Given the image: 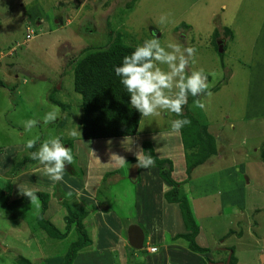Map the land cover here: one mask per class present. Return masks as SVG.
Returning a JSON list of instances; mask_svg holds the SVG:
<instances>
[{
	"label": "rangeland",
	"instance_id": "obj_1",
	"mask_svg": "<svg viewBox=\"0 0 264 264\" xmlns=\"http://www.w3.org/2000/svg\"><path fill=\"white\" fill-rule=\"evenodd\" d=\"M162 15L167 16L163 24L159 23ZM28 25L37 33L24 41ZM153 33L162 46L174 42L197 50L189 72L202 69L212 95L189 96L181 116L162 113L140 117L130 139L84 142L79 129L80 97L72 89L74 63L85 53L106 49L117 40L126 46H140L152 39ZM0 82V264H22L23 260L52 264L56 259L62 264L77 240L73 228L59 240L39 228L36 202L11 209L5 206L7 181L11 185L8 201L21 197L12 188L16 181H28L39 188L45 185L39 183L45 179L42 165L35 168L28 162L23 166L27 170L12 176L14 164L30 159L27 140L39 138L34 152L44 140L57 136L71 149L76 164L66 165L64 177L74 181L60 187L72 191L73 198L85 197L76 193L73 185L81 177L77 167L79 172H88L87 164L98 161L100 170H115L106 178L108 172L99 171L97 209L88 211L79 199L72 200L67 192L53 189L48 192L51 200L46 211L53 215L50 222L59 233L64 232L69 213H78L82 207L86 214L81 226L93 243L75 252L70 264H118L111 247L100 252L91 237L97 227L93 221L101 218V203L105 204L104 212L110 207L108 212L116 213V227L121 229L129 221L141 228L142 207L151 202L139 197L142 180L135 184L126 180L131 167L107 164L110 155L127 154L137 161L141 146L148 143L152 151L154 148L153 157L165 159L155 152L167 137L171 121L184 118L191 124L179 134L169 135L176 146L172 154L183 157L184 145L199 137L201 127L215 140V153L192 169L191 182L179 189L196 225L193 243L207 250L197 254L198 262L194 263L189 258L196 255L180 246L183 252L178 250L176 256L179 264H224L227 256H232L228 264H264V0H0ZM195 99L206 107H196ZM52 101L60 105V116L45 125L43 117L56 106ZM31 119L38 124L25 132L23 122ZM72 131L78 135L70 136ZM143 152L146 156V150ZM119 176L123 183L114 181ZM92 192L88 196L92 197ZM58 198L63 205L57 203ZM125 232H121L123 237ZM182 243L186 246L183 239ZM129 251L147 258L141 250ZM137 263L142 264L134 260L130 264Z\"/></svg>",
	"mask_w": 264,
	"mask_h": 264
},
{
	"label": "trees",
	"instance_id": "obj_2",
	"mask_svg": "<svg viewBox=\"0 0 264 264\" xmlns=\"http://www.w3.org/2000/svg\"><path fill=\"white\" fill-rule=\"evenodd\" d=\"M36 27V26H35ZM136 47L126 46L116 41L109 45L106 49L93 50L85 53L79 58L72 67V89L80 97L81 108V120H80V138L84 141H93L100 139H112L131 137L136 134L138 123L140 121V114L130 106V97L128 96L123 85L120 83V78L116 76L114 69L121 65L123 58L126 55H130ZM1 87V82H0ZM56 106H60L56 102H51ZM202 128V127H201ZM199 130V137L191 139L189 144L184 145V173L186 182L189 178L191 170L201 165L207 156L215 153V140L212 135H209L203 130ZM38 147L36 146L30 149L31 152ZM142 151L146 150V156H151L155 163L147 169L139 168L138 172L143 170L146 174L153 173L164 186H168L169 189L164 193L163 198L167 203L176 204L179 209L182 223L185 230L188 232L185 235H178L175 238H181L186 242V248L192 253L201 254L206 253L207 250L200 249L193 243V238L196 235V225L192 219L191 210L184 195L179 193L180 186L184 182H175L172 177V163L168 159H159L153 157V151L148 143H144ZM142 156H145L144 152ZM186 157V160L185 158ZM35 163L36 161L23 158V161L14 164L12 166L13 173L19 172L24 169L23 166L26 163ZM127 164L137 163L132 158H127ZM73 164L76 162L73 160ZM77 167V166H76ZM77 173L83 174V171L79 172L77 167ZM122 173V172H120ZM110 173H106L104 178L108 177ZM58 191L57 187H55ZM11 185L7 181L5 187V206L9 209L18 206H28L31 203L30 199L26 196H21L18 199L12 201L9 200ZM38 196V200L35 201V206L39 208V213L35 218V222L38 227L48 233V236L52 239H62L68 233L69 229L73 228L76 233L77 240L70 245V255L68 259L64 257L62 264H70L71 259L78 250L86 248L90 244V239L86 235V231L81 226V220L85 217V212L79 209L78 213H69L70 220L64 224V232L59 233L56 227L43 217L46 210L49 194L45 192H34ZM61 200V199H60ZM62 201V200H61ZM61 205L64 203L61 202ZM32 207V208H34ZM23 208V207H22ZM68 212H70L68 210ZM72 223V224H71ZM174 239V238H173ZM156 248V247H155ZM157 253H152V255ZM150 254V253H149ZM232 259L230 257L229 261ZM231 263V262H230ZM229 263V264H230ZM22 264H28L26 260L22 261Z\"/></svg>",
	"mask_w": 264,
	"mask_h": 264
},
{
	"label": "clouds",
	"instance_id": "obj_3",
	"mask_svg": "<svg viewBox=\"0 0 264 264\" xmlns=\"http://www.w3.org/2000/svg\"><path fill=\"white\" fill-rule=\"evenodd\" d=\"M166 19L167 16L162 15L159 23H165ZM196 51L194 47L183 48L179 43L174 42L162 46L153 33L152 39L145 40L130 55L123 58L121 65L114 71L130 97V106L140 114L141 118L157 117L162 113L181 116L189 96L197 98L202 95L209 97L212 95L211 85L204 71L201 69L189 72L190 64L195 63ZM194 103L200 109L206 107L199 99H195ZM60 112L58 106H53V110L43 117V123L45 125L54 123ZM37 124L38 121L34 119L23 122L25 132H31ZM190 124L191 121L187 118L172 120L168 135L179 134L183 127ZM69 135L76 137L78 133L72 131ZM38 139L37 137L27 140L25 147L34 148ZM111 143L112 141H108V144ZM92 153L95 155L94 152ZM142 153V150L137 153V163L134 164L145 169L154 166V159L151 156H142ZM30 157L42 165L41 171L52 181L50 191L55 188L56 183L63 181L66 165H71L74 160L71 149L62 144L59 136L44 140L37 151L30 153ZM113 163L123 166L127 161L125 157L111 153L107 164ZM67 187L72 188L71 185ZM20 193L29 198L31 203L38 200V196L30 188L20 186ZM71 195L72 191H69L67 196L71 197Z\"/></svg>",
	"mask_w": 264,
	"mask_h": 264
},
{
	"label": "crops",
	"instance_id": "obj_4",
	"mask_svg": "<svg viewBox=\"0 0 264 264\" xmlns=\"http://www.w3.org/2000/svg\"><path fill=\"white\" fill-rule=\"evenodd\" d=\"M116 139H120V138H116ZM100 140H107V139H100ZM93 141H99V140H93ZM84 142L87 143L88 141H84ZM75 145H77V143H75ZM174 148H176V146L171 144V137L169 135H167V137L164 138L162 140L161 144L158 146V148H157L158 150H157V152H155V154L157 157L160 154L162 156L161 158H165V159L167 158L168 160L171 161V163H172L171 177L175 182H184V180L186 179V176L184 173L185 162H184V159L181 155L177 156V154H176L177 152L175 153V155L172 154V152L174 151ZM133 151H135V150H133ZM153 152H154V148H153ZM124 157H125V159L131 158L130 156H127V154ZM132 159H136V158H132ZM95 161H96V159H95ZM133 164L134 163H132V165ZM33 165L36 166V167L34 166L35 168H38L40 166L38 161H36L33 164H30V166H33ZM87 165L90 167L88 172H87V170H84V173L82 175L79 173L81 175V177L76 173L80 178L79 179L77 178V180H76L77 184H76V181L73 182L74 187H76L78 189V191H77V189L75 188L76 193L77 192L84 193L83 196H85V197L79 196V197H74V198L79 199L82 202V204H84L85 208L88 209V211H91L94 208L97 209L96 205L99 204L98 200L96 198V194H95V191L98 189V186H99L97 184H99V181L101 180L100 176H98V175H99V173H102V172H103V174L108 172V168H105V169L102 168L100 170L99 169L100 167L98 166L99 165L98 161L91 163V164H87ZM128 167L130 168L131 164ZM27 169L28 168H24L23 171H25ZM99 171H102V172H99ZM110 171H112V172H110ZM110 171L108 173H113V171H115V170L111 169ZM66 175H68V174H66ZM191 175H193L192 170H191V173L189 175V177H190L189 180L182 183L181 186L183 188H184V186H186L188 184V181L191 182V178H192ZM97 176H98V178H97ZM94 177H96V178H94ZM121 177L122 176H119V178H117V180L115 178L114 181H116V183H119V184L121 182L123 183V181L120 180ZM125 177L127 178L126 179L127 181H129L130 183H133V184H135L136 182L137 183L140 182V180L143 181V183L141 184L140 190H139V197L143 198V199H150L151 205L148 203V204H144V206L142 207V210H143L142 221H139V223H141L140 224L141 228H139L136 225H133V223H134L133 221H129L127 226H124V228L120 229V228L116 227V224H117L116 221H118V219L116 218V213L110 212V211L108 212V208H110V207H105V208H107V211L104 212L103 208H104L105 204L103 205L101 203V205L103 206V207L101 206L102 207V213L100 211L101 218L96 217L95 221H93L97 227L94 229V231L91 234V237L94 239L95 245L97 246V250L102 252L104 249H109L108 247H106L109 245L113 251L112 254H114V256H115L114 258L117 260L118 264H130L133 260L135 262H142V264H179L180 263L179 258L176 257L178 250H180L181 251L180 253H182L183 251H182L181 247H186V246L182 245L183 243H182L181 238H175V236L182 235V234L185 235L188 232L185 230L184 225L182 223L178 206L176 204L167 203L163 198L164 193L169 189V187L164 186L163 183L160 182V180L155 175H153V173L146 174L145 170L138 172V169H137V176H136V179H134L133 181L128 178L127 173H126ZM16 178L19 180L18 175L16 176ZM45 179L49 180V178L47 176H45ZM45 179H44V181H41L39 183L40 184L45 183V185H46L48 182V184H50V185L52 184V181H50V180L47 181ZM118 179H119V181H118ZM72 181H74V178L69 180L66 177H64L62 182H58L57 189H61L62 185H66V184H61V183L72 182ZM109 181L112 182V179ZM27 183H28V181H27ZM27 183L16 181L14 186L12 187L13 191L15 190V192H17L18 196H20V195L23 196L20 193V186L27 187V188H33L34 189L33 192H45V193H48L50 191L49 190L50 187H52V186H50L48 188L49 185H47V187L45 185H43L42 188L44 190H42V188L34 186V184L32 185L30 183H28V184ZM89 183L94 184V185L90 186ZM96 185H97V187H96ZM55 187H56V185H55ZM91 187L94 188V190ZM36 189H38L39 191H37ZM62 191L67 192V193L69 192L66 190L65 191L62 190ZM90 192L93 193L92 197L88 196ZM94 194H95V196H94ZM86 195H87V197H86ZM206 197H207V195H206ZM71 198H72V200H74L73 197H71ZM50 200H51V198H49V203H50ZM147 202L148 201L146 200V203ZM57 203L61 204L59 198L57 200ZM107 205H110V204H107ZM191 205L192 204H190V206ZM48 206L50 207V205H48ZM120 212H123L122 214L126 216V212H124V211H120ZM111 215H113L114 219H113V217H110ZM52 216L53 215L51 214V212H48L45 210L44 215H43V217L45 219L49 220V222L53 221L54 219H50V218H54ZM130 226L138 227L143 234V244H142L141 251H143L144 254L147 256V258L145 260L141 259L134 251H129V249H131V248L127 244V239H125L126 232H125V237H123L121 234L123 229L124 230L126 229V231H127L128 227H130ZM119 231H120V233H119ZM100 232H102V238H101ZM92 243H93V241L91 240V244ZM91 244H90V246H91ZM149 245H150V247H156L157 248V253L155 255H151L147 252ZM127 246L129 249H126ZM194 254L196 256L191 257L189 259H191L192 262L197 263L198 262L197 258H199V257L196 253H194ZM189 259H187V260H189ZM169 261H171L172 263H168ZM52 262L54 264H61V259H56L55 261H52ZM137 264H140V263H137Z\"/></svg>",
	"mask_w": 264,
	"mask_h": 264
},
{
	"label": "water",
	"instance_id": "obj_5",
	"mask_svg": "<svg viewBox=\"0 0 264 264\" xmlns=\"http://www.w3.org/2000/svg\"><path fill=\"white\" fill-rule=\"evenodd\" d=\"M218 44H219V52H220L221 46H220V43ZM137 168H138L137 164H134L131 166L128 172V178L132 181L136 178ZM126 239H127V244L131 249L137 250V251L141 250L142 244H143V234L138 227L136 226L128 227L126 231ZM228 261H229V256H227L224 264H228ZM214 264H221V263H214Z\"/></svg>",
	"mask_w": 264,
	"mask_h": 264
},
{
	"label": "built area",
	"instance_id": "obj_6",
	"mask_svg": "<svg viewBox=\"0 0 264 264\" xmlns=\"http://www.w3.org/2000/svg\"><path fill=\"white\" fill-rule=\"evenodd\" d=\"M24 31H25L24 36H23L24 41H29L37 33V31L35 30V28L32 25L25 26ZM147 252L150 254L155 253L156 248L150 247L149 249H147Z\"/></svg>",
	"mask_w": 264,
	"mask_h": 264
}]
</instances>
